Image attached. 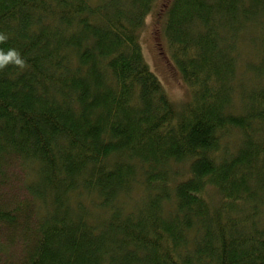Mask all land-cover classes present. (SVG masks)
<instances>
[{"label": "trees", "instance_id": "trees-1", "mask_svg": "<svg viewBox=\"0 0 264 264\" xmlns=\"http://www.w3.org/2000/svg\"><path fill=\"white\" fill-rule=\"evenodd\" d=\"M153 1L0 0V264H264V0H169L179 106Z\"/></svg>", "mask_w": 264, "mask_h": 264}, {"label": "rangeland", "instance_id": "rangeland-1", "mask_svg": "<svg viewBox=\"0 0 264 264\" xmlns=\"http://www.w3.org/2000/svg\"><path fill=\"white\" fill-rule=\"evenodd\" d=\"M168 2L169 0L153 1L151 9L144 18V24L140 31V44L143 57L149 68L159 78L168 98L174 103V105L179 106L188 99L190 87L185 83L178 68L174 64L170 49L166 44L163 28L164 15L168 7ZM17 169V165H14L12 168V172H14L13 175H18L22 178L21 172H17ZM10 178L12 179V176ZM18 183L19 180L15 181V183L12 182V187H8L5 190H14L11 194H15L23 200H27L26 192L17 187ZM21 244H23L22 241L18 239L14 241L9 248L10 254L13 258L19 256L22 247ZM0 256L4 257V259L7 258L5 255L0 254Z\"/></svg>", "mask_w": 264, "mask_h": 264}, {"label": "clouds", "instance_id": "clouds-1", "mask_svg": "<svg viewBox=\"0 0 264 264\" xmlns=\"http://www.w3.org/2000/svg\"><path fill=\"white\" fill-rule=\"evenodd\" d=\"M7 39L5 34L0 33V43L6 42ZM10 65L17 69H24L26 66L25 60L16 49H9L7 52L0 49V71Z\"/></svg>", "mask_w": 264, "mask_h": 264}, {"label": "bare ground", "instance_id": "bare-ground-1", "mask_svg": "<svg viewBox=\"0 0 264 264\" xmlns=\"http://www.w3.org/2000/svg\"><path fill=\"white\" fill-rule=\"evenodd\" d=\"M173 62H174V61H173ZM174 64H175V63H174ZM17 167H18V166H17ZM18 171H20V172H21V170H20V168H19V167H18V169H17V172H18ZM21 176H22V172H21ZM29 177L32 179L33 175H32V176H31V175H29ZM29 177H28V178H29ZM30 178H29V179H30ZM211 192H213V189H212V188H209V191H208V193H211ZM203 196H204V194H203Z\"/></svg>", "mask_w": 264, "mask_h": 264}]
</instances>
